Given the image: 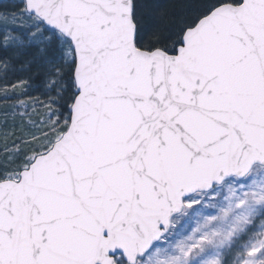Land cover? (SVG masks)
<instances>
[{
	"label": "snow or ice",
	"instance_id": "1",
	"mask_svg": "<svg viewBox=\"0 0 264 264\" xmlns=\"http://www.w3.org/2000/svg\"><path fill=\"white\" fill-rule=\"evenodd\" d=\"M0 264H264V0H0Z\"/></svg>",
	"mask_w": 264,
	"mask_h": 264
}]
</instances>
